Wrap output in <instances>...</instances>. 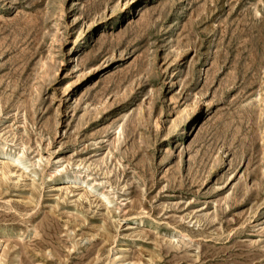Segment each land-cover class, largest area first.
Here are the masks:
<instances>
[{"label":"rangeland","instance_id":"rangeland-1","mask_svg":"<svg viewBox=\"0 0 264 264\" xmlns=\"http://www.w3.org/2000/svg\"><path fill=\"white\" fill-rule=\"evenodd\" d=\"M0 264H264V0H0Z\"/></svg>","mask_w":264,"mask_h":264}]
</instances>
